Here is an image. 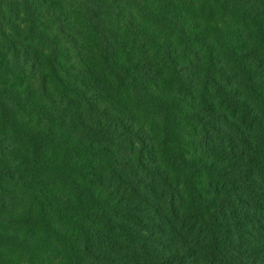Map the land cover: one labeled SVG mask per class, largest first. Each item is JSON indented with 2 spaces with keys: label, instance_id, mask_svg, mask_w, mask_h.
Masks as SVG:
<instances>
[{
  "label": "trees",
  "instance_id": "16d2710c",
  "mask_svg": "<svg viewBox=\"0 0 264 264\" xmlns=\"http://www.w3.org/2000/svg\"><path fill=\"white\" fill-rule=\"evenodd\" d=\"M0 264H264V0H0Z\"/></svg>",
  "mask_w": 264,
  "mask_h": 264
},
{
  "label": "rangeland",
  "instance_id": "374dc122",
  "mask_svg": "<svg viewBox=\"0 0 264 264\" xmlns=\"http://www.w3.org/2000/svg\"><path fill=\"white\" fill-rule=\"evenodd\" d=\"M15 175L18 176V172H15Z\"/></svg>",
  "mask_w": 264,
  "mask_h": 264
}]
</instances>
